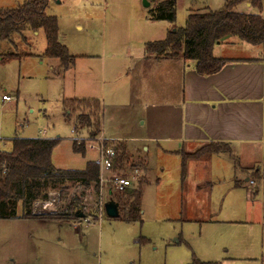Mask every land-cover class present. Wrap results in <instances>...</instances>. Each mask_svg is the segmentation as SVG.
I'll return each instance as SVG.
<instances>
[{
  "label": "rangeland",
  "instance_id": "obj_1",
  "mask_svg": "<svg viewBox=\"0 0 264 264\" xmlns=\"http://www.w3.org/2000/svg\"><path fill=\"white\" fill-rule=\"evenodd\" d=\"M24 1L0 0V5L13 7ZM224 2L177 0V17L171 27L168 21L138 23L154 6H145L144 0H48L45 12L57 17L59 41L76 59L70 69L63 70L59 59L42 56L47 45L43 29L27 28L22 35H13L11 51L20 56L0 60V149H11L9 139L14 135L60 138L52 154L57 168L83 169L87 161H96L98 154L92 150L85 154L73 150L77 137L73 129L77 126L82 135L88 134L78 125L79 106L66 115L64 102L76 98L101 103L103 96L111 115V77L118 73L110 70L112 53L121 56L118 66V62L124 63L123 54H135L144 40H162L166 30L183 27L191 10L219 9ZM235 39L239 43L227 39L216 47V55L242 58L255 54L247 49L251 48L247 43ZM165 76L158 77V87ZM150 83H145L144 97L153 103L154 86L151 96ZM4 95L11 98L4 100ZM158 98L163 99L159 90ZM130 145L134 161L152 169L151 173L143 171L140 178L149 181L143 190L142 222H127L121 212L118 217L105 213L99 219L93 187L75 184L70 196L83 200L81 212L86 216L82 219L64 216L70 212L57 192L51 200L35 205L38 214L60 213L56 217L0 219V264H189L194 257L221 264H264V179L259 181L254 175L257 166H263L264 174V158L252 163L234 159L241 188H235L230 170L225 173L224 166L220 167L224 171L220 180L204 181L205 189L213 190L211 200L218 204L211 216L218 222L212 223L196 220L182 210L185 199L178 156L154 150L151 143L149 153L140 143ZM246 174L253 181L247 182ZM18 213H22L21 205Z\"/></svg>",
  "mask_w": 264,
  "mask_h": 264
},
{
  "label": "crops",
  "instance_id": "obj_2",
  "mask_svg": "<svg viewBox=\"0 0 264 264\" xmlns=\"http://www.w3.org/2000/svg\"><path fill=\"white\" fill-rule=\"evenodd\" d=\"M236 10L245 13L257 11L250 1L241 2ZM140 21L157 23L149 18V14L147 18H139L138 23ZM141 28L144 29L143 26ZM235 38L227 39L239 43ZM148 42L151 41L144 40V45L136 48L135 54L128 51L123 54L124 63L118 62V66L117 60L121 56L117 52L112 53L110 70H118V73L111 77L113 81L109 93L112 96L108 98L111 115L107 114V98L102 96L101 132L111 141L124 142L130 152V143L134 142L140 143L146 153L152 146L154 150L164 149L178 156L181 162L182 198L185 199L182 210L196 217V220L217 223L218 220L211 217L216 214L212 212L213 207L218 205L211 200L213 190L205 189L203 184L208 180L209 183L213 179L220 180L224 173L220 167L224 166L225 173L229 168L235 188H241L243 182L237 177L234 159L252 163L264 158V44L247 43L251 47L247 49L255 51L253 56L225 57L231 61L219 72L203 76L196 72L194 61L147 53ZM223 42L214 47L215 55L216 47ZM102 70L106 71L105 61L102 62ZM163 75H166L164 83L158 87L157 79ZM148 82H151L150 94L154 86L153 103L150 102L151 98L144 97L147 94L145 83ZM157 89L163 96L162 100L158 98ZM211 144H222L227 151L189 158L183 170L184 152L192 154ZM232 162L234 166H231ZM141 166L144 172H152L149 165ZM262 169L263 166H257L256 171L264 179ZM246 176L247 182L253 181L249 174ZM207 262L221 264L219 261Z\"/></svg>",
  "mask_w": 264,
  "mask_h": 264
},
{
  "label": "trees",
  "instance_id": "obj_3",
  "mask_svg": "<svg viewBox=\"0 0 264 264\" xmlns=\"http://www.w3.org/2000/svg\"><path fill=\"white\" fill-rule=\"evenodd\" d=\"M154 6L149 10V18L153 21H168L174 23L177 17V0H150ZM250 1L257 9L255 13H245L236 10L238 4ZM48 0H25L13 7H0V60L19 57L11 51L14 43L13 35H22L30 28L34 31L43 29L47 45L42 54L44 57L56 58L61 62L60 68L68 70L75 62V56L58 38L59 26L56 16L46 14ZM229 37H237L251 44H264V0H225L219 9L205 7L201 11L191 10L183 27L167 31L164 39L148 42L146 52L158 57H181L185 61H194L198 74L208 76L219 72L231 59L218 57L214 47ZM8 49L3 50L4 46ZM65 114L69 115L78 105L80 114L78 121L84 126L89 136H95L101 131V103L95 99H68L64 102ZM79 129V127H75ZM11 149H0V219L56 217L60 215H41L35 211L38 201H48L52 193H59L61 200L66 201V210L71 219H81L77 216L82 211L83 200L70 196V189L75 184L85 188L93 187L98 191L99 165L89 160L83 169H60L52 160L54 148L60 138L19 137L11 140ZM73 150L85 154L83 143L73 139ZM115 169L127 170L139 166L132 161V154L124 142L115 145ZM227 151L222 144H211L195 153L182 154V167L186 168V160L199 158L205 153ZM230 152V150H228ZM141 166V165H140ZM142 167V166H141ZM260 181V172L254 174ZM149 181L144 178L126 192L115 194L110 199L119 204L123 220L127 222H142L141 206L144 186ZM239 185V184H238ZM22 213H18L19 206ZM61 206H58V209ZM62 215V214H61ZM189 264H219L207 262L194 257Z\"/></svg>",
  "mask_w": 264,
  "mask_h": 264
},
{
  "label": "built area",
  "instance_id": "obj_4",
  "mask_svg": "<svg viewBox=\"0 0 264 264\" xmlns=\"http://www.w3.org/2000/svg\"><path fill=\"white\" fill-rule=\"evenodd\" d=\"M11 97L4 95V100ZM73 132L77 135L74 140L85 145L86 150H92L98 154L96 162L99 165V182L96 197V211L99 219L105 214V204L110 196L121 194L128 189L136 186L143 176V168L141 166L132 167L125 171L115 169L116 150L115 145L110 144V139L106 138L100 131L95 136L82 135L76 128ZM51 194V199L53 198ZM50 199V200H51ZM36 205V204H35ZM36 211V210H35ZM56 211V210H55Z\"/></svg>",
  "mask_w": 264,
  "mask_h": 264
},
{
  "label": "water",
  "instance_id": "obj_5",
  "mask_svg": "<svg viewBox=\"0 0 264 264\" xmlns=\"http://www.w3.org/2000/svg\"><path fill=\"white\" fill-rule=\"evenodd\" d=\"M151 2L149 0H144L145 6H150ZM105 213L110 217H118L120 215L119 204L113 200L109 199L105 204ZM79 218H84L86 215L83 212L77 214Z\"/></svg>",
  "mask_w": 264,
  "mask_h": 264
}]
</instances>
